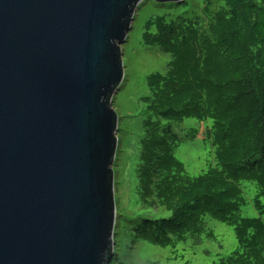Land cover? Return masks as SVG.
<instances>
[{"label":"water","instance_id":"95a60500","mask_svg":"<svg viewBox=\"0 0 264 264\" xmlns=\"http://www.w3.org/2000/svg\"><path fill=\"white\" fill-rule=\"evenodd\" d=\"M142 1L0 0V264L112 260L111 98Z\"/></svg>","mask_w":264,"mask_h":264},{"label":"trees","instance_id":"16d2710c","mask_svg":"<svg viewBox=\"0 0 264 264\" xmlns=\"http://www.w3.org/2000/svg\"><path fill=\"white\" fill-rule=\"evenodd\" d=\"M206 21L156 17L148 24L145 43L172 59L165 74L148 77L138 193L148 181L169 213L182 203L188 210L185 219L171 221L182 229L165 230L161 243L200 235L207 216L235 224L238 247L218 264H264V0H221ZM186 118L211 122L206 137L220 166L198 178L186 175L174 155L180 139L171 124ZM197 133L193 129L188 138ZM242 180L257 188V218L236 216L246 203Z\"/></svg>","mask_w":264,"mask_h":264},{"label":"rangeland","instance_id":"374dc122","mask_svg":"<svg viewBox=\"0 0 264 264\" xmlns=\"http://www.w3.org/2000/svg\"><path fill=\"white\" fill-rule=\"evenodd\" d=\"M220 1L164 3L143 0L136 9L128 38L121 46L124 77L111 98L112 109L117 115V139L112 165L116 220L113 258L109 264H218L238 247L235 224L207 216L203 219L205 228L200 235H186L182 240L173 236L166 244L161 243L159 240L167 235L165 230L172 229L178 233L182 229L171 224V221L177 218L176 222H179V216L185 219L188 210L182 203L175 214L169 213L153 198L152 185L148 181L145 193L139 195L136 172L139 142L143 135L142 122L145 119L146 105L143 99L149 94L148 77L154 73L165 74L172 59L158 45L145 43L148 24L156 17L168 21L182 18L203 24L207 22V13L216 11ZM149 31L154 33L153 29ZM171 128L180 139L175 148V159L186 175L198 178L210 168H220L215 146L206 137V129L211 128L210 121L186 118L180 123H172ZM193 129L198 130L197 136L188 138ZM240 186L246 203L236 216L238 219L257 218L255 184L242 180ZM174 233L171 235H176Z\"/></svg>","mask_w":264,"mask_h":264}]
</instances>
